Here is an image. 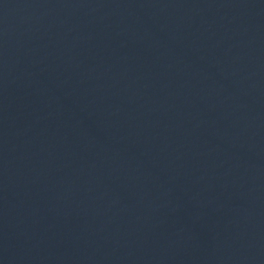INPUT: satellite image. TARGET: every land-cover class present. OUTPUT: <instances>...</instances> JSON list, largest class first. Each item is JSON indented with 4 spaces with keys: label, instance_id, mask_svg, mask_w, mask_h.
<instances>
[{
    "label": "water",
    "instance_id": "1",
    "mask_svg": "<svg viewBox=\"0 0 264 264\" xmlns=\"http://www.w3.org/2000/svg\"><path fill=\"white\" fill-rule=\"evenodd\" d=\"M0 264H264V0H0Z\"/></svg>",
    "mask_w": 264,
    "mask_h": 264
}]
</instances>
